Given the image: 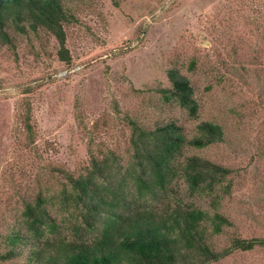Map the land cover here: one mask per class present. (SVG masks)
Wrapping results in <instances>:
<instances>
[{"label": "rangeland", "instance_id": "1", "mask_svg": "<svg viewBox=\"0 0 264 264\" xmlns=\"http://www.w3.org/2000/svg\"><path fill=\"white\" fill-rule=\"evenodd\" d=\"M67 3L69 64L57 59L44 29H9L13 45L0 43V215H17L21 198L31 200L38 186L58 185L63 178L52 167L83 173L90 154L108 150L125 163V117L144 124L174 118L188 134L206 119L223 126L225 139L186 153L235 170L218 207L231 225L210 240L219 249L232 236L264 238V0ZM169 68L194 89L197 118L149 89L168 86ZM25 102L30 148L23 143ZM194 202L208 208L205 198ZM209 264H264V245Z\"/></svg>", "mask_w": 264, "mask_h": 264}, {"label": "trees", "instance_id": "2", "mask_svg": "<svg viewBox=\"0 0 264 264\" xmlns=\"http://www.w3.org/2000/svg\"><path fill=\"white\" fill-rule=\"evenodd\" d=\"M73 0H0V43L13 45L9 29H44L56 41L57 59L70 63L63 23ZM116 4V0H112ZM168 86H153L165 103L197 118L198 102L188 80L166 70ZM129 156L120 163L110 150L90 154L83 173L52 167L63 178L38 186L17 212L0 215V260L15 264H209L234 250L263 246L264 238L232 236L215 248L211 236L231 222L219 210L235 170L186 149H202L225 137L223 126L199 120L191 134L174 118L152 124L125 117ZM24 148L34 143L30 107L21 117ZM207 199L208 208L194 200ZM7 211V213H6ZM59 216V218H57ZM66 229L71 237L61 234Z\"/></svg>", "mask_w": 264, "mask_h": 264}]
</instances>
